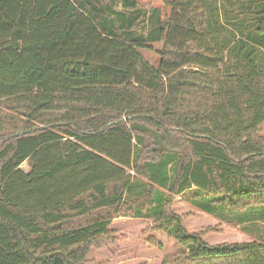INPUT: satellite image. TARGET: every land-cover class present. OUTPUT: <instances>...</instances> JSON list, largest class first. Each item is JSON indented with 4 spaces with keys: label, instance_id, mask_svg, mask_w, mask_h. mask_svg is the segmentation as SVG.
<instances>
[{
    "label": "trees",
    "instance_id": "trees-1",
    "mask_svg": "<svg viewBox=\"0 0 264 264\" xmlns=\"http://www.w3.org/2000/svg\"><path fill=\"white\" fill-rule=\"evenodd\" d=\"M168 5L0 0V264H108L89 257L127 239L118 219L150 217L119 214L149 173L169 195L143 232L176 248L160 264H264V240L174 209L192 190L211 216L264 207V0ZM157 43L158 68L139 51Z\"/></svg>",
    "mask_w": 264,
    "mask_h": 264
},
{
    "label": "rangeland",
    "instance_id": "rangeland-1",
    "mask_svg": "<svg viewBox=\"0 0 264 264\" xmlns=\"http://www.w3.org/2000/svg\"><path fill=\"white\" fill-rule=\"evenodd\" d=\"M171 1L173 0H138V5L139 8L148 13H152L154 10H160L163 18H165L171 15L172 8L168 5V2ZM145 28H147V22L142 21L137 30L143 32ZM162 49L163 43H157L153 45L152 50L141 49L139 51L145 60L158 68L160 64L159 52H161ZM259 134L264 137V123L260 126ZM155 137L160 145L158 136L155 135ZM134 143L138 145L139 142L138 140H134ZM138 146L141 147L140 145ZM22 168L27 171V164H24ZM167 173L169 178L172 177V166L167 168ZM127 174H129V171H127ZM130 174L134 173L130 172ZM135 176L133 192L127 195L128 203H126L123 211H120L119 214L130 215L134 210L132 208H138L137 210L140 211L141 214L150 217L147 220H140V223L130 220L129 217L118 219L113 225V228L117 230L118 236L124 235L127 239H121L118 244L106 249L93 251L89 258L96 263L139 264L141 262H147V264H160L166 255L176 252L175 244L168 239L166 234H154L161 244V247H156L148 241V236H150V234H145L143 232L147 224H151L156 220L155 201L162 196H168V191L160 188V186L152 180L150 173L146 177L140 175ZM193 192H195V190H192L190 195H187L185 199L183 195L177 197L174 209L177 212H192L197 214L198 217H196V222H201L198 224L193 220V222H190L194 230L196 229L199 231L202 229L204 226H200L199 224H203L204 219H206L207 221L205 222H207V225L218 226L221 230H224L226 233L225 235L229 237L230 241L264 240V207H253L245 211H231L221 206L218 207L217 205H213L214 215L211 216L197 211L189 205L190 201H196L197 193ZM93 218H95L93 214L76 217L70 221L69 226H82L92 221ZM217 237L211 238L208 242L213 244L221 243L223 240L220 241Z\"/></svg>",
    "mask_w": 264,
    "mask_h": 264
}]
</instances>
